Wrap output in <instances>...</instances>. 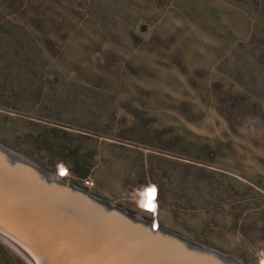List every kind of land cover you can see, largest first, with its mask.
Instances as JSON below:
<instances>
[{"label": "rangeland", "instance_id": "1", "mask_svg": "<svg viewBox=\"0 0 264 264\" xmlns=\"http://www.w3.org/2000/svg\"><path fill=\"white\" fill-rule=\"evenodd\" d=\"M263 3L0 0V143L258 264ZM149 184L159 189L155 218L129 190Z\"/></svg>", "mask_w": 264, "mask_h": 264}, {"label": "water", "instance_id": "2", "mask_svg": "<svg viewBox=\"0 0 264 264\" xmlns=\"http://www.w3.org/2000/svg\"><path fill=\"white\" fill-rule=\"evenodd\" d=\"M0 242L26 264H245L155 227L1 143Z\"/></svg>", "mask_w": 264, "mask_h": 264}, {"label": "clouds", "instance_id": "3", "mask_svg": "<svg viewBox=\"0 0 264 264\" xmlns=\"http://www.w3.org/2000/svg\"><path fill=\"white\" fill-rule=\"evenodd\" d=\"M60 169L62 175L68 174L67 169L63 165H60ZM158 195V186L156 184H149L143 189H138L134 199L139 209L151 214L155 218L160 213ZM257 255L259 257L258 264H264V250H260Z\"/></svg>", "mask_w": 264, "mask_h": 264}, {"label": "trees", "instance_id": "4", "mask_svg": "<svg viewBox=\"0 0 264 264\" xmlns=\"http://www.w3.org/2000/svg\"><path fill=\"white\" fill-rule=\"evenodd\" d=\"M264 7V3H263ZM0 264H26L11 249L0 242Z\"/></svg>", "mask_w": 264, "mask_h": 264}, {"label": "built area", "instance_id": "5", "mask_svg": "<svg viewBox=\"0 0 264 264\" xmlns=\"http://www.w3.org/2000/svg\"><path fill=\"white\" fill-rule=\"evenodd\" d=\"M60 165H62V164H60ZM60 167V166H59ZM58 167V168H59ZM65 168V167H64ZM67 169V168H66ZM59 170V169H58ZM61 173V172H60ZM67 173H68V171H67ZM63 177H64V179H66L67 180V176H68V174L67 175H62ZM68 181V180H67ZM82 183H81V185H82V187L84 188V189H86V190H89V189H91L93 186H94V182H93V180L91 179V178H85V179H83L82 181H81Z\"/></svg>", "mask_w": 264, "mask_h": 264}, {"label": "flooded vegetation", "instance_id": "6", "mask_svg": "<svg viewBox=\"0 0 264 264\" xmlns=\"http://www.w3.org/2000/svg\"><path fill=\"white\" fill-rule=\"evenodd\" d=\"M68 171V170H67ZM143 186H139V185H137L136 186V188L135 187H129V190H130V192H132L134 189L136 190V189H143L142 188ZM132 190V191H131ZM116 204H118V203H116ZM119 206H121V207H123V208H125V209H127V210H130V211H132V212H134L130 207H124V206H122L121 204H118ZM134 213H136V212H134ZM137 215H139V216H141V217H145V218H147V219H149V220H151V222H153L155 225H159L157 222H156V219H153V218H148V217H146V216H144V215H142V214H138V213H136ZM160 226V225H159Z\"/></svg>", "mask_w": 264, "mask_h": 264}, {"label": "bare ground", "instance_id": "7", "mask_svg": "<svg viewBox=\"0 0 264 264\" xmlns=\"http://www.w3.org/2000/svg\"><path fill=\"white\" fill-rule=\"evenodd\" d=\"M61 172V169H60V167H59V170H57V173H59L58 175H57V177H59V178H61V179H64V177L62 176V174L60 173ZM56 175V174H55ZM66 180V179H65ZM136 191V190H135ZM135 194H136V192H135ZM154 226L156 227L157 225H155L154 224Z\"/></svg>", "mask_w": 264, "mask_h": 264}]
</instances>
